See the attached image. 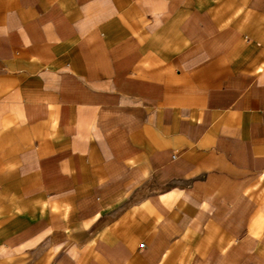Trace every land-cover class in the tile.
Listing matches in <instances>:
<instances>
[{"label": "crops", "instance_id": "0c3cea01", "mask_svg": "<svg viewBox=\"0 0 264 264\" xmlns=\"http://www.w3.org/2000/svg\"><path fill=\"white\" fill-rule=\"evenodd\" d=\"M0 264H264V0H0Z\"/></svg>", "mask_w": 264, "mask_h": 264}]
</instances>
